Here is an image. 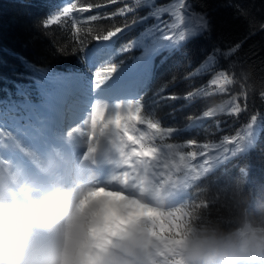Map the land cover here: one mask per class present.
I'll return each mask as SVG.
<instances>
[{
	"label": "trees",
	"instance_id": "obj_1",
	"mask_svg": "<svg viewBox=\"0 0 264 264\" xmlns=\"http://www.w3.org/2000/svg\"><path fill=\"white\" fill-rule=\"evenodd\" d=\"M89 5L93 7L80 11ZM63 6L70 11L49 23ZM128 8L132 11L119 14ZM184 13L175 0H0V118L23 120L22 114L46 103V95L56 87L75 92L76 99L92 87L97 92V74L102 79L116 67L110 78L117 83L114 92L125 100H139L145 121L175 129L171 137L157 134L151 142L161 149L165 174L163 163L178 162V151H208L215 157L223 151L225 138L243 135L251 116L256 117L240 150L214 159L196 181L191 177L203 158H189L191 168L181 165L182 171L173 177L189 184L178 191L171 211H193L206 194L225 186L241 188L253 203L264 201V0H186ZM196 13L204 21L196 34L183 40L164 38L178 39L180 30L190 33L188 18ZM117 28L123 30L117 33ZM109 32L115 36L104 40ZM236 45L235 52L223 54ZM222 70L234 75L235 82L214 94L217 87L209 81ZM193 91L197 95L186 97ZM76 105L71 100L66 125ZM237 105L247 110L228 114ZM209 109L215 116L203 117ZM136 128L137 136L154 132L147 123ZM189 140L207 143L209 149L188 146Z\"/></svg>",
	"mask_w": 264,
	"mask_h": 264
},
{
	"label": "clouds",
	"instance_id": "obj_2",
	"mask_svg": "<svg viewBox=\"0 0 264 264\" xmlns=\"http://www.w3.org/2000/svg\"><path fill=\"white\" fill-rule=\"evenodd\" d=\"M140 122L137 107L96 101L74 130L79 156L52 146L31 167L0 158V264H264V201L225 186L175 216L173 193L188 185L178 165L149 174L129 139Z\"/></svg>",
	"mask_w": 264,
	"mask_h": 264
},
{
	"label": "rangeland",
	"instance_id": "obj_3",
	"mask_svg": "<svg viewBox=\"0 0 264 264\" xmlns=\"http://www.w3.org/2000/svg\"><path fill=\"white\" fill-rule=\"evenodd\" d=\"M148 0H143V2H147ZM176 7H180L179 0H175ZM67 6H63L61 9L54 12L53 16L50 17L49 21H56L57 18L63 14V9ZM203 19L202 15L200 13L191 14L189 15V20L191 22V32L186 34L184 39L187 38L189 35L196 34L200 29L201 25L196 23L197 19ZM169 28L172 30L174 28V25L169 26ZM184 31H179L178 34H180ZM112 79H108L107 83L104 85H100V89L96 92L95 88L89 89L85 94H78L76 90V93L81 96H77L78 99H76L74 96L76 95L75 92L73 95H71V90H68L67 93H65L62 89L59 87L54 88L51 90L45 97V101L43 104L40 103L33 112H25L23 113V120L20 118H0V158L11 160L14 163H20L26 166L25 163H23V160L19 159L16 161H13L10 156L11 153L18 151L20 154L24 155L29 161L32 163L34 162L36 158V153H34L35 148L38 152H40V149H38L37 145H32V141L36 140L39 144V148L42 147L45 142H48L50 140L51 143L48 144V146L44 147L45 151L44 153L49 150L52 146H55L57 148H62L63 146L70 145L73 149H75L80 143L83 144V137L82 135H78L74 130L78 126H82V121L85 119L88 112L91 111V106L96 101H104L107 103L109 107L114 106L116 102H122L123 105H127V102L129 100H125L122 98V96L118 92H114V89L116 88V81L112 82ZM75 91V87H74ZM73 96V98H72ZM72 98V99H71ZM54 99V100H53ZM58 100L60 101V104L66 103V112L64 115V124L60 129H57L56 125L54 127H51L50 124L53 123V120H59V118L50 115V113L55 111V104H57ZM71 100H75V103H78L74 107V114L72 115V119L70 121V124L67 127V117L69 116V108H70V102ZM69 104V105H68ZM126 108V107H125ZM39 109V113H37V110ZM134 109V108H133ZM36 111V112H35ZM78 121V122H77ZM49 131V134H46V132ZM74 137V138H73ZM81 138V142H76L77 139ZM72 139L74 140V143L72 142ZM73 143V144H72ZM13 146V151L11 152V147L9 145ZM74 146V147H73ZM81 151H85L86 145L84 144ZM80 152V153H83ZM41 153V152H40ZM43 153V152H42ZM79 153V155H80ZM103 162V160H102ZM101 164V161L99 162V165ZM105 164V163H104ZM105 172L107 171V166L104 165L103 169ZM120 171H131L130 168H128L126 165L123 166ZM163 172L161 167L156 170V173ZM151 174V171H150ZM173 178H181V177H173ZM180 189L176 190L173 193V200L179 195L178 191ZM172 208V207H171ZM175 207H173V212L175 211Z\"/></svg>",
	"mask_w": 264,
	"mask_h": 264
},
{
	"label": "snow or ice",
	"instance_id": "obj_4",
	"mask_svg": "<svg viewBox=\"0 0 264 264\" xmlns=\"http://www.w3.org/2000/svg\"><path fill=\"white\" fill-rule=\"evenodd\" d=\"M110 3H116L118 2V0H109ZM180 2V9L181 12L185 15L184 13V9L186 6V0H179ZM106 5H100V7H104ZM72 7L74 8L75 5H72ZM91 7H93V5H89L88 9H81L80 11H86L89 10ZM70 11V8H64L63 12L64 13H68ZM132 11V9L128 8V9H121L120 13L121 15H126L127 12ZM156 17L159 18V16L154 12L153 13ZM93 20L96 19V17H92ZM51 21H49L50 23ZM197 24L203 25L204 21L203 19H197L196 20ZM123 29L121 28H117L116 32L119 33L120 31H122ZM167 29L163 28V31L165 32ZM186 35V31L182 32L179 36V39H176V37L174 35H165V39H171V40H183L184 37ZM115 33L113 32H109L107 36L104 37V40H109L110 38L114 37ZM131 47V45L129 46ZM239 45H236L235 47L231 48L228 50V52L223 53L225 56H227L229 53L231 52H235L238 49ZM129 49L126 48L124 49V51H128ZM220 50L217 49V52H219ZM210 60L213 59V57L209 58ZM116 67H113V69L111 71H109L102 79L99 78V75L97 74V77L94 79V84L95 86H99L101 84H103L105 81H107L108 79L111 78L113 72L115 71ZM221 81H223V83H221ZM235 82V76L234 75H230L229 72L227 70H222L219 72H216L215 75L213 76V78L209 81V85L213 86V87H217V93L214 94H219V93H223L226 90L227 85H232ZM200 91V90H197ZM197 91H193L190 93L186 94V97H190L193 95H197ZM205 95H209L208 93H205ZM235 99L239 100L241 99V97H236ZM246 99V97H245ZM261 99H264V93L261 94ZM133 102V101H132ZM133 104L135 105V107L138 108L139 114L141 113L142 109H144L142 103L139 100L134 101L132 104H127L126 106L123 105V107H130L133 106ZM247 108H241L238 105L233 107L232 110L228 113L231 115H236L238 116L241 112L246 111ZM203 117L206 118H212L215 116V112L211 109L206 110L203 114ZM255 115L251 116V122L247 124L246 126V132L243 135L237 134L235 136H232L231 138H225V140L222 142V144L220 145V147L223 148L222 152H217V155L215 157H212L210 155V153L208 151H204V152H200V151H193V152H188L187 155H185L183 152H177L175 154V157H178V162L176 163H168L165 162L163 163V167L165 169H167L168 171L172 169L173 165H178L181 168V165H184L185 167H189L191 168V165L187 164L186 162L189 160V158H195V157H201L203 158V163L198 165L196 167L195 170V174L192 175V180L196 181L198 178H200L201 176L205 175L210 167H211V162L216 159H223L225 157L226 154L228 155H234L236 152H238L240 150L241 147V143L242 141L245 139V137L249 134V129L252 127V123L255 121ZM141 122L138 124H144L147 123V127L151 130H154L152 136H148L146 134H141L139 136L135 135L134 133L129 135V139L135 138L136 139V143L139 145L138 148L133 149L134 152L136 153H140L143 155V157L147 158V168L151 171L152 173H156V170L159 169L161 167V159H160V153H161V149H159L158 147L155 146H151V142L155 139V136L157 134L159 135H164L167 137H171L172 134L174 133L175 129L171 128V127H165L162 128L161 124L159 121L157 122H153L152 119H148L147 121H145L141 116H140ZM189 119H193L192 117H189ZM137 130V128H136ZM188 146H192V147H199V148H203V149H209V144L205 143V144H201V145H197V141L195 140H189L188 142ZM213 148H216V145H212ZM128 167V165H126ZM129 168V167H128ZM138 171H143V169H139ZM149 171V174H150ZM138 174V172H133L128 171V175H127V179L129 180H134L136 178V175ZM185 184H189L188 180L185 179L184 180ZM207 201H205L203 207H207ZM197 205H193V208L196 209ZM191 211H184L182 208H177L174 211L175 216L179 217V216H186L188 213H190Z\"/></svg>",
	"mask_w": 264,
	"mask_h": 264
},
{
	"label": "bare ground",
	"instance_id": "obj_5",
	"mask_svg": "<svg viewBox=\"0 0 264 264\" xmlns=\"http://www.w3.org/2000/svg\"><path fill=\"white\" fill-rule=\"evenodd\" d=\"M54 108H55V111L52 112V113H50V115H53L56 118L58 117L59 120H53V123L50 124V125H51V127H54V125H56L57 129H60L62 127V125L64 124V115H65V112H66V109H65L66 108V103H65V105H64V103L60 104V101L58 100V102H57V104H55ZM46 134H49V131L46 132ZM74 140L75 139H72V142L73 143H74ZM76 142H81V138L80 139H77ZM35 144H37V146H38V143H35ZM47 145H48V143H47ZM9 146L11 147L10 149H11V152H12L13 151L14 144L9 145ZM83 146H84V143L83 144L80 143L75 149H73L70 145H68L66 149H63V148H60V149L62 151H64V152L70 153V154H72L74 156H79V153L80 152H83V151H81L82 148H84ZM32 149L35 150L34 153H36L35 154L36 155V158L43 154L41 152V150H40V152H41L40 153L35 148H32ZM13 153L15 155V159H13V161H16V160H19V159H23V163H25L28 167H31L33 165L34 162L33 163L30 162L28 159L25 160L24 159V155L20 154V152L15 151ZM80 154H82V153H80ZM100 161H101V164L98 165V167H99V170H100L101 174L103 175L105 173V171L102 170V169H103V167H104L105 164H104V162H102V160H100Z\"/></svg>",
	"mask_w": 264,
	"mask_h": 264
}]
</instances>
